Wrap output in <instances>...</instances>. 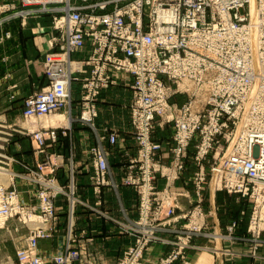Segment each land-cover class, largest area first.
Returning a JSON list of instances; mask_svg holds the SVG:
<instances>
[{
    "label": "built area",
    "instance_id": "2783aa9c",
    "mask_svg": "<svg viewBox=\"0 0 264 264\" xmlns=\"http://www.w3.org/2000/svg\"><path fill=\"white\" fill-rule=\"evenodd\" d=\"M20 4L29 8L22 12L24 18L49 13L54 30L52 52L44 64L46 86L24 100V118H41L64 109L72 102L73 85L79 82L77 120L95 128L102 92L117 86L119 74L124 73L131 77L132 126L138 140L153 143L149 136L155 127H170L175 142L184 146V156L190 144L196 146L193 194L198 204L193 209L202 218L204 162L213 154L212 181L220 189L222 159L230 152L222 153V137L232 145L227 159L234 170L225 164L228 188L243 194L264 190V0H20ZM246 5L247 14H243ZM87 44L88 55L73 58ZM224 113L233 114L236 121H224ZM51 129L47 137L41 130L35 134L40 150L46 141H58V132ZM93 153L100 182L108 163L101 151L93 148ZM51 170L55 172L52 166ZM41 184L40 213L35 215L37 221L31 220L38 227L32 230L27 246L18 251L21 264H45L39 242L51 237L47 226L55 219L46 191L51 187L58 193L64 191L51 182ZM8 186H0V229L9 218L25 212L16 186ZM256 209L249 231L259 232L264 216ZM20 221L28 224L25 218ZM194 223L202 220H190ZM232 224L238 226L236 220ZM73 243L71 237L66 251L54 255L58 263L78 258ZM141 256L139 241L121 264H139Z\"/></svg>",
    "mask_w": 264,
    "mask_h": 264
},
{
    "label": "crops",
    "instance_id": "0c3cea01",
    "mask_svg": "<svg viewBox=\"0 0 264 264\" xmlns=\"http://www.w3.org/2000/svg\"><path fill=\"white\" fill-rule=\"evenodd\" d=\"M2 4H8L18 10L21 8L18 5L19 0H0V8ZM18 10L0 15V22L5 21L4 24H0V40H3L0 41V118L6 119L12 126L21 127L23 125L17 122L24 119L25 98L46 86L44 64L47 55L52 52L50 40L54 30L49 13H35L22 20L20 16H17ZM5 34H9V37H4ZM89 52L90 46L87 44L84 50L73 54V58L82 59ZM130 81L129 75L120 73L119 84L102 92L97 106L98 118L95 128L83 125L77 120L80 115V94L78 90L79 96L75 95L73 90L71 104L54 113V117L57 116L56 119L50 120L52 124H56L55 127L66 129V134L60 135L57 143L51 144L50 147L45 146V151L41 154L34 151L30 138L24 140L28 141L29 148H26L24 151L28 152H23L21 156L31 160L32 164L35 159L38 162L50 159L53 162L51 166L55 168L58 184L65 186L69 184L70 177L75 176L79 197L92 206L97 200L91 181L93 167L90 148L102 145V147L106 146L109 151L107 180L111 184L102 187L103 194L101 193L100 199L103 203L98 206L105 215L102 216L91 210L86 211L84 207L79 206L75 222L76 232L80 235V245L84 246L85 250L82 260L75 264H117L124 250L133 242V237L121 230L122 224H130L138 216L135 191L132 187L124 186L122 183L128 157L135 153L137 146L132 126ZM40 125H44L43 121L39 123L38 128ZM109 133L117 136L116 144H109ZM103 137H105L104 140H102ZM24 141L22 145H25ZM163 156L164 161L169 163L170 155L164 154ZM57 163L59 166L55 167L54 164ZM22 170L19 165L15 169L18 172ZM192 171L190 166L184 175V180L176 183L175 190L188 191L189 195H193V188L187 181ZM16 184L26 202H34L31 184L18 180ZM165 185L166 180L158 178L157 186L162 189ZM244 204L239 205L235 197L215 191L213 187L206 189L204 208L209 211L208 222L218 235L216 240H222L223 235L229 232L228 227L233 220L238 221L239 210L245 208ZM55 207L59 222L53 237L40 241L39 249L43 255L57 253L65 248L68 224L67 198L63 195L58 196L55 199ZM248 208L246 211H249ZM13 223H9L8 234L0 235V264H16L17 250L25 243L26 229L21 224ZM16 226L19 230H14ZM241 226L238 221V228L234 233L229 232L230 235L239 237ZM163 235L170 238L168 233ZM205 240L207 239L197 238L195 240L197 247L195 246L190 251V258L196 264H264V246L259 250V257L256 259L251 258L246 252L245 255L237 254L228 259L204 248L206 246H201ZM166 248L169 247L156 244L150 249L149 255L157 257L166 251ZM238 250L240 253L242 249L238 248Z\"/></svg>",
    "mask_w": 264,
    "mask_h": 264
},
{
    "label": "rangeland",
    "instance_id": "374dc122",
    "mask_svg": "<svg viewBox=\"0 0 264 264\" xmlns=\"http://www.w3.org/2000/svg\"><path fill=\"white\" fill-rule=\"evenodd\" d=\"M18 5L19 8L21 7L19 10L15 7L8 6V4H2V7L0 8V15L12 10H18L19 12L17 13V16H20L23 20L24 16L22 12H25L29 8H23L20 4V0ZM247 9L248 6L246 5L241 9V12L243 14H247ZM4 22L5 21L3 20L0 22V24H4ZM4 37H7V34H5ZM79 89L80 85L79 82H77L73 85L74 94L77 96H79V94L77 93ZM207 114L210 115L209 113ZM222 116L224 121H236V119L233 118V114L224 113L222 114ZM55 117L54 113L35 119H26L23 116L24 119L17 122L23 125L21 127L12 126L10 125V123H8V121H6V119L0 118V170H4L9 173V175L4 178H2V175H0V186L9 187L8 185L10 184L16 186V182L18 180L31 184V186L33 187L32 191L34 202L29 203L26 202L23 193L18 190L16 186L19 203L21 204V207L25 209V212H22L21 214H15L13 217L9 218L6 221L5 225L0 229V235L8 234L7 230H10V222H14L13 224H21L22 227L26 229V235L24 237L25 243L17 250L16 264H21L18 251L27 246V240L32 230L38 227V225H34V223H31V220L37 221V217L35 215L40 213L39 193L43 191V185L41 184V181L51 182L55 186H61L64 188V191L60 193H58L57 190L53 187L48 188L46 191L47 196L54 205L55 216V219L48 224V228L46 227L47 232H49L51 235V237L49 238H52L55 234L59 222L55 207V199L60 195H63L67 198L68 214V224L65 234V248L60 252L48 255H43L40 253L41 258H43L45 264H60L54 259V255L62 252L64 253L66 251L68 242L71 237L74 239L73 247L75 251L78 252V258H76L69 264H75L76 262L82 260L85 247L80 245V235H78L76 232L75 223L79 206L84 207L86 211L91 210L99 213L102 216L105 215L102 213V210L98 208V206H101L103 203V200L100 199L102 187L111 184L107 180V174L109 172L107 154H109V151L106 146L102 147V145H96L90 148L93 167L91 181L93 182L94 186L93 193L96 196L97 200L93 206L79 197L75 185V176H71L69 184L65 186L58 184L55 172L49 169V167L53 164L50 159H43V161L39 162L35 159L34 164H32L31 160L25 159L23 156H21L23 152H28L24 151L26 148H29L28 141H24L28 138H30L35 152L41 154V152L45 151V147L40 150L36 142H34L35 134L40 130L44 133L45 137H47L48 131L52 130L51 128H54L58 132L59 136L66 134V129L57 128L54 126L56 124H52L50 122V120L54 119ZM160 118L161 117H157V119ZM41 121H43L44 125H40V128H38V125ZM133 131V134L136 137L135 139L137 146L135 147V153L133 155L131 154L128 157L122 183L124 186L132 187L135 191L137 197L138 216L137 219H135L130 224H122L121 230L131 235L133 237V242L124 250L117 264H121L126 259V255L129 250L135 247L139 241L142 248V256L139 258V264H196L190 258V251L197 245V242H195L197 238H206L207 240H205V243L201 244V246H206L204 248H208L209 250H212V252L214 251L218 255H222L223 257L228 259L236 256L237 254L245 255V252L253 259L258 258L259 250L264 246V226L261 227V230L259 232H254L249 231V224L251 221V216H253L256 207V211L258 212L259 216H264V190L260 192L251 189L248 194H243L242 192L229 189L231 188V186L227 184V179L225 178V173L227 171V166L225 164L230 166L232 170H234V167L228 163L229 160L227 159L229 153L232 150H230L232 145L227 140V138H220L224 147L222 153L224 151H227L225 152L227 154L230 151L227 154L226 159H222L221 164L223 166L224 174L220 189H216L214 187V182L212 181L213 177L211 173V167L215 163V160L212 157L213 154L208 156V158L204 162V166L207 172V180L204 184L203 203L205 204L206 201V189L209 187H213L215 191L224 192L235 197L238 200L239 205L245 203V208L239 210L240 218L238 219V221L242 226L239 229L240 232L238 234L239 237H237L238 239L230 235V233L235 232V229L238 228V226H233V224H230L228 227L230 233L227 232L226 235H223L222 240H216V237L218 235L215 234L214 230L210 227V224L208 222L209 211L203 208L202 218V215L198 214V210L195 211L193 209L194 206L198 204V199L195 198V194L187 196L188 191L175 190L177 186L176 183L180 181L182 182L184 180V175L186 174L188 168L191 166L193 171L189 178H187V181L188 184L193 188L192 191H194V187L196 186V179L194 174L197 171V165L194 160L196 146L190 144L187 148L186 155L184 156V146L180 141L175 142V133L170 127H155L149 136L150 141L153 143L142 144L137 138L136 130L133 129ZM112 138H114V141H112ZM104 139L105 137L102 138V140ZM117 139L118 138L114 133H109L108 142L110 145L116 144ZM23 141L25 142V145H22ZM57 142L58 141L52 142L51 140H48L46 141L45 145L46 147H50L51 144H55ZM156 144L159 146L158 148H154ZM93 148H95L96 151H101L106 156V160L108 163V171L100 180V182L97 180L96 176L95 156L93 153ZM164 154L170 155L171 160L169 163H166L164 161ZM18 165L21 167V169H23L22 171H15ZM42 168L46 169L40 170ZM158 178H164L166 180V185L162 189L157 186ZM71 187L74 188L73 198L70 196L72 194ZM73 200L75 201L74 209L71 208V202ZM247 207H249V211H246ZM30 216L32 219L29 218ZM24 218L27 220L28 226L21 223L20 220ZM194 219L200 221L202 220V223L190 224V220ZM14 230L19 229L16 226L14 227ZM23 233H25V231ZM164 233H168L170 238H166L163 235ZM150 234H152V236H150ZM156 244H163L165 247L169 248H166V251L157 255V257H151L149 255V251ZM238 248L242 249L240 253H238ZM246 249L248 251H246Z\"/></svg>",
    "mask_w": 264,
    "mask_h": 264
},
{
    "label": "bare ground",
    "instance_id": "6f19581e",
    "mask_svg": "<svg viewBox=\"0 0 264 264\" xmlns=\"http://www.w3.org/2000/svg\"><path fill=\"white\" fill-rule=\"evenodd\" d=\"M0 175H2L3 176L2 178H4V177H7V175H9V173L4 171V170H0Z\"/></svg>",
    "mask_w": 264,
    "mask_h": 264
}]
</instances>
